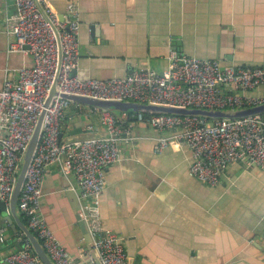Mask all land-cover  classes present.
<instances>
[{"label":"crops","instance_id":"0c3cea01","mask_svg":"<svg viewBox=\"0 0 264 264\" xmlns=\"http://www.w3.org/2000/svg\"><path fill=\"white\" fill-rule=\"evenodd\" d=\"M47 3L61 19L79 22L74 73L82 79L124 78L142 68L163 72L172 52L223 66H264V0ZM15 11V0H0V86L16 81L20 68L32 64L29 54L9 50L13 37L6 16ZM255 93L264 95V86ZM86 106H70L64 138L106 133L97 116L88 117ZM128 112L116 114L125 129L120 159L105 168L98 204L102 226L124 239L127 263L264 264V170L242 161L231 165L219 184L206 185L189 174L191 151L173 138L176 129L158 130L133 117L128 122ZM162 137L171 138L158 153ZM42 192L40 210L73 264H97L78 220L74 176L50 166ZM16 214L27 225L17 209ZM0 228V264H5L25 239L10 203L0 204Z\"/></svg>","mask_w":264,"mask_h":264},{"label":"built area","instance_id":"2783aa9c","mask_svg":"<svg viewBox=\"0 0 264 264\" xmlns=\"http://www.w3.org/2000/svg\"><path fill=\"white\" fill-rule=\"evenodd\" d=\"M15 3V13L6 16L7 32L13 37L9 50L29 54L32 64L20 68L16 81L5 80L0 86V201H10L23 152L54 82L59 63L57 33L62 51L56 79L58 95L46 108L18 211L54 264H73L40 210L45 172L50 166H60L63 174L74 176L77 212L96 258L101 264H128L123 237L102 226L98 206L105 187V168L120 159L119 142L125 129L110 109L86 106L88 117L97 116L109 136L63 141L66 113L70 106L82 104L60 95L234 110L264 103V95L255 93L264 86V66H223L215 59L172 52L170 65L163 72L142 68L124 78L82 79L74 73L80 54L78 20L61 19L47 0ZM132 117L158 130L176 129L173 138L191 151L189 174L206 185L219 184L229 167L242 161L264 170V113L233 119L141 112ZM170 138H159L155 151L166 149ZM3 239L4 228H0V241ZM4 260L5 264H42L27 239Z\"/></svg>","mask_w":264,"mask_h":264},{"label":"water","instance_id":"95a60500","mask_svg":"<svg viewBox=\"0 0 264 264\" xmlns=\"http://www.w3.org/2000/svg\"><path fill=\"white\" fill-rule=\"evenodd\" d=\"M41 10L44 12V9L39 4ZM57 36V42L59 47V63L58 68L56 71L54 82L51 86V89L45 99L44 102V109L42 110L39 119L36 123L34 132L31 136V139L29 140L26 149L23 152L18 170H17V176L16 181L14 183L13 192L10 198V207H11V213L13 217L16 220V223L20 227L23 237L29 241V243L32 246L33 252L40 258L42 264H54L53 261L48 256L47 252L44 250L43 246L41 245L38 238L34 235V233L29 229V227L24 224L18 216H16V209L18 210V199L21 193V189L23 187V184L26 179V174L28 171V168L31 164V161L34 157L35 151L37 149V146L39 144V140L42 133V124L43 119L45 116L46 108L49 106L52 98L54 96L58 95V92L56 90V79L60 70L61 60H62V51H61V43L60 39ZM235 86V85H234ZM60 96L70 99L73 102H79L84 105L89 106H95L100 108H106V109H115L122 112H141V113H153V114H174V115H190V116H199L204 117L207 119H218V118H241V117H247L252 116L256 114H262L264 113V103L252 107H246V108H239V109H201V108H182V107H175V106H169V105H156V104H144V103H138L134 101H119V100H108V99H96V98H89L85 96H78V95H67V94H61ZM109 133L106 131V133L100 135L96 132L93 133H86L84 135L79 136H68L67 138L63 137V133L61 134L62 140L65 142H71L75 140L80 139H89V138H103L108 137ZM0 204L3 205L4 203L0 201ZM78 216V220L80 222V227L83 230V233L86 236V240L89 243L90 237L88 234V230L86 228V225L84 221ZM9 218V217H8ZM10 220V219H9ZM94 253V257H96V253L94 250H92ZM97 264H101L100 260L97 258Z\"/></svg>","mask_w":264,"mask_h":264},{"label":"trees","instance_id":"16d2710c","mask_svg":"<svg viewBox=\"0 0 264 264\" xmlns=\"http://www.w3.org/2000/svg\"><path fill=\"white\" fill-rule=\"evenodd\" d=\"M114 114L119 115L120 113H123L122 111L119 110H115V109H110ZM129 113V117H128V122L132 121V115H136L135 112H128ZM129 126V125H128Z\"/></svg>","mask_w":264,"mask_h":264}]
</instances>
